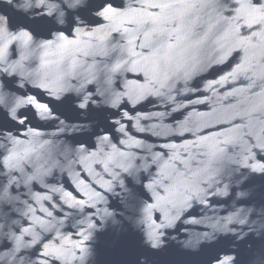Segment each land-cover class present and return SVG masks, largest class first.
Instances as JSON below:
<instances>
[{
    "label": "water",
    "instance_id": "95a60500",
    "mask_svg": "<svg viewBox=\"0 0 264 264\" xmlns=\"http://www.w3.org/2000/svg\"><path fill=\"white\" fill-rule=\"evenodd\" d=\"M0 17V264H264V0Z\"/></svg>",
    "mask_w": 264,
    "mask_h": 264
},
{
    "label": "snow or ice",
    "instance_id": "6c2138e0",
    "mask_svg": "<svg viewBox=\"0 0 264 264\" xmlns=\"http://www.w3.org/2000/svg\"><path fill=\"white\" fill-rule=\"evenodd\" d=\"M41 2H43V0H41ZM74 2L78 3L79 0H74ZM3 25V18L0 17V27H2ZM39 108H41L43 111H46L47 110V106L46 105H37ZM81 107H83V105H81ZM153 246L155 247V243L153 244Z\"/></svg>",
    "mask_w": 264,
    "mask_h": 264
},
{
    "label": "clouds",
    "instance_id": "9594fccd",
    "mask_svg": "<svg viewBox=\"0 0 264 264\" xmlns=\"http://www.w3.org/2000/svg\"><path fill=\"white\" fill-rule=\"evenodd\" d=\"M6 2H7L8 4H11V3H12V0H6ZM139 264H146L145 259H144V258H141L140 261H139Z\"/></svg>",
    "mask_w": 264,
    "mask_h": 264
}]
</instances>
